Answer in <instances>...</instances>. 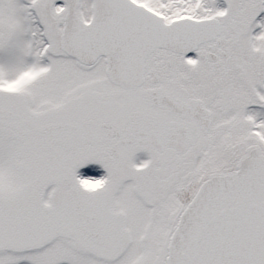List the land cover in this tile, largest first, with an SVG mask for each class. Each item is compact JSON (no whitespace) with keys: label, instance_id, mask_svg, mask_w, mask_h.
<instances>
[{"label":"snow or ice","instance_id":"6c2138e0","mask_svg":"<svg viewBox=\"0 0 264 264\" xmlns=\"http://www.w3.org/2000/svg\"><path fill=\"white\" fill-rule=\"evenodd\" d=\"M0 264H264V0H0Z\"/></svg>","mask_w":264,"mask_h":264}]
</instances>
